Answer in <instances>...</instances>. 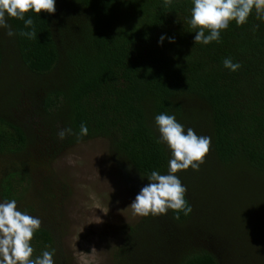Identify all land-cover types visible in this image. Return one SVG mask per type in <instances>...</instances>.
<instances>
[{
	"label": "trees",
	"instance_id": "1",
	"mask_svg": "<svg viewBox=\"0 0 264 264\" xmlns=\"http://www.w3.org/2000/svg\"><path fill=\"white\" fill-rule=\"evenodd\" d=\"M55 7L54 14H25L34 22L33 39L19 34L31 30L23 20L7 14L16 35L3 37L8 29L0 28V202L14 199L18 210L42 221L31 241L33 258L54 248L55 264H68L61 230L67 185L54 173V160L76 144L103 138L137 195L152 171L167 174L171 153L158 142L155 125L163 113L174 115L185 132L211 137L199 170L176 174L192 211L176 219L168 210L128 225L115 264L251 261L252 251L240 253L236 244L250 243L264 223V200L244 199L249 210H263L253 221L243 218L248 212L236 201L238 234L218 218L195 238L202 187L192 181L213 184L214 176L234 171L264 189V20L253 10L245 24L230 22L219 41L204 45L194 43L186 22L192 0L168 6L164 0H56ZM227 58L241 67L225 68ZM82 123L88 135L78 140ZM62 128L74 134L60 140Z\"/></svg>",
	"mask_w": 264,
	"mask_h": 264
},
{
	"label": "rangeland",
	"instance_id": "2",
	"mask_svg": "<svg viewBox=\"0 0 264 264\" xmlns=\"http://www.w3.org/2000/svg\"><path fill=\"white\" fill-rule=\"evenodd\" d=\"M6 35L7 32H4L3 37L9 38ZM52 168L67 185L61 230L68 264H115L114 250L122 242L126 227L133 225L141 216L132 214L129 206L136 194L126 185L111 159L107 141L94 138L76 144L62 152L54 160ZM211 170H208L210 174ZM192 182L202 187L199 193L202 200L200 206L202 211L205 210L199 213L198 225L192 231L195 238L199 230L200 235L209 233L210 221L213 223L215 220H221L232 235L238 234L234 231L235 218L242 215L236 211V201L239 207L243 204L242 212H248L243 215L247 220L253 221L257 215L263 214L261 207L255 206L249 210L243 201L253 194L258 196L257 200H264V189L257 188L253 181H246L239 172L234 176V171H229L224 178L216 175L213 184L204 186L201 180ZM258 226L260 229L250 243L238 241L236 244L240 253L243 250L252 251L249 254L251 261L241 258L243 261L240 264H262L264 223L260 222Z\"/></svg>",
	"mask_w": 264,
	"mask_h": 264
},
{
	"label": "clouds",
	"instance_id": "3",
	"mask_svg": "<svg viewBox=\"0 0 264 264\" xmlns=\"http://www.w3.org/2000/svg\"><path fill=\"white\" fill-rule=\"evenodd\" d=\"M55 4L56 0H0V28L8 29L9 37L16 35L6 21L7 14V17L23 20L25 28L31 30L19 34L33 39L36 37L34 22L31 18L25 20V14L30 11L54 14ZM164 4L171 5L172 0H164ZM192 4L190 19L186 22L196 33L195 44L207 45L219 41L221 31L227 29L230 22L235 21L238 26L245 24L253 10L257 19L264 20V0H192ZM206 32L208 35H205ZM164 39L161 36L159 42L162 43ZM168 39L174 42V38ZM223 64L231 71L241 67L230 58L225 59ZM155 125L160 134L158 142L166 144L171 153L167 174L152 171L147 176L148 183L140 189L129 207L134 216H158L173 210L177 213L175 218L179 219L180 212L188 215L192 209L185 200L187 188L176 174L190 167L199 170L210 151L211 137L198 136L192 128L185 132L184 126L177 122L174 115H157ZM73 134L71 128H62L57 136L63 140ZM75 135L78 140L87 136V125L82 123L79 133ZM41 224L39 217L18 210L14 199L0 202V264H55L54 248L33 258L31 241Z\"/></svg>",
	"mask_w": 264,
	"mask_h": 264
}]
</instances>
